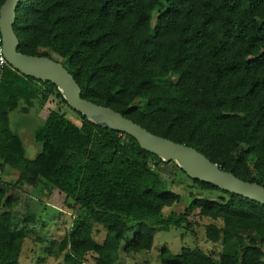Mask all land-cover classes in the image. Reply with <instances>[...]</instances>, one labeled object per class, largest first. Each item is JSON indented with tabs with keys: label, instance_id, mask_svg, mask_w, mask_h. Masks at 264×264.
<instances>
[{
	"label": "trees",
	"instance_id": "trees-1",
	"mask_svg": "<svg viewBox=\"0 0 264 264\" xmlns=\"http://www.w3.org/2000/svg\"><path fill=\"white\" fill-rule=\"evenodd\" d=\"M14 30L19 52L62 63L85 100L264 186V0H21ZM51 97L60 105L35 128L40 150L30 158L10 114L40 111ZM61 105L71 108L56 85L11 66L0 72V170L17 171L0 186V264H19L26 240L43 242L35 208L16 215L19 185L57 192L76 212L70 231L50 243L62 264H117L121 250L150 252L158 232L193 230L192 209L214 221L205 235L221 242L219 261L183 248L164 249L162 264H264L263 205L191 179L71 108L74 123ZM159 164H176L198 193L220 198L197 194L184 212L166 215L182 197L164 189Z\"/></svg>",
	"mask_w": 264,
	"mask_h": 264
},
{
	"label": "rangeland",
	"instance_id": "rangeland-1",
	"mask_svg": "<svg viewBox=\"0 0 264 264\" xmlns=\"http://www.w3.org/2000/svg\"><path fill=\"white\" fill-rule=\"evenodd\" d=\"M59 105L58 100L51 97L40 111L35 107L28 114L19 111L10 114L11 127L21 135L28 157L33 158L40 150L33 138L35 128ZM61 110L69 120L77 124L80 123L79 116L71 108L61 105ZM175 165L159 164L156 166L157 171L163 175L164 189L176 192L182 197L180 205L165 209L164 213L166 215L171 212H184L186 208L192 206L193 196L197 194L212 200L220 198V193L216 191L198 193L199 190L193 188L191 181L182 173H175ZM14 171L8 166H5L3 171L0 170V186L15 181L17 171ZM15 188L13 194L19 200V205L15 210L16 215L19 217L24 216L27 213L28 206L35 208L37 220L34 230L38 237L43 239V242L39 243L33 240L25 241L19 264H62L63 255L56 257V250L53 249L54 246H51L50 243L52 240L59 243L70 231L76 212L65 208L63 196L57 192L53 194L33 192L30 194L25 185L15 186ZM198 212V210L192 209L188 215L193 224L192 231L171 229L170 231L158 232L155 235L154 245L150 252L128 255L121 250L117 264H145L146 262L162 264L160 255L164 249L170 250L173 255H180L183 248H200L211 256L215 262H218L222 252L221 242L212 243L205 235V226L214 221L200 217ZM103 235V231L99 230L97 233L98 239L103 238ZM98 239L96 241L100 242Z\"/></svg>",
	"mask_w": 264,
	"mask_h": 264
},
{
	"label": "water",
	"instance_id": "water-1",
	"mask_svg": "<svg viewBox=\"0 0 264 264\" xmlns=\"http://www.w3.org/2000/svg\"><path fill=\"white\" fill-rule=\"evenodd\" d=\"M20 2L21 0H6L0 8V34L6 58L12 68L27 77L56 85L73 110L99 126L131 136L143 150L158 156L166 163L175 162L191 179L264 206V186L243 181L222 170L218 164L211 162L196 149L154 135L115 110L85 100L82 98L80 85L62 63L48 57L19 52L20 41L14 25ZM171 262L180 264L177 259H172Z\"/></svg>",
	"mask_w": 264,
	"mask_h": 264
},
{
	"label": "built area",
	"instance_id": "built-area-1",
	"mask_svg": "<svg viewBox=\"0 0 264 264\" xmlns=\"http://www.w3.org/2000/svg\"><path fill=\"white\" fill-rule=\"evenodd\" d=\"M9 65L8 60L5 55V50L3 46V38L0 36V72L4 71Z\"/></svg>",
	"mask_w": 264,
	"mask_h": 264
}]
</instances>
